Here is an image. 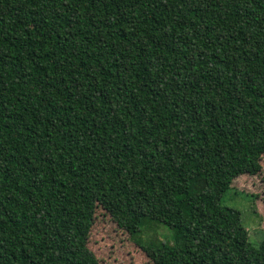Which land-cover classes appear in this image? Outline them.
Returning a JSON list of instances; mask_svg holds the SVG:
<instances>
[{
	"label": "trees",
	"instance_id": "obj_1",
	"mask_svg": "<svg viewBox=\"0 0 264 264\" xmlns=\"http://www.w3.org/2000/svg\"><path fill=\"white\" fill-rule=\"evenodd\" d=\"M263 157L264 0H0V264H102L97 209L152 264H264L221 204Z\"/></svg>",
	"mask_w": 264,
	"mask_h": 264
},
{
	"label": "rangeland",
	"instance_id": "obj_2",
	"mask_svg": "<svg viewBox=\"0 0 264 264\" xmlns=\"http://www.w3.org/2000/svg\"><path fill=\"white\" fill-rule=\"evenodd\" d=\"M231 187L223 195L221 204L240 212L249 242L256 246L264 230V157L249 173L235 178ZM142 232L143 238L149 234L145 229ZM157 236L172 242V231L164 225H158ZM88 248L102 264H152L100 209L96 210Z\"/></svg>",
	"mask_w": 264,
	"mask_h": 264
}]
</instances>
